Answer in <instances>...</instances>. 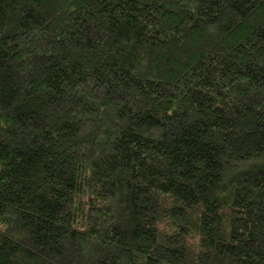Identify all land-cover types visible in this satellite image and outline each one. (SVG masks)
<instances>
[{
	"label": "trees",
	"instance_id": "1",
	"mask_svg": "<svg viewBox=\"0 0 264 264\" xmlns=\"http://www.w3.org/2000/svg\"><path fill=\"white\" fill-rule=\"evenodd\" d=\"M0 264H264V0H0Z\"/></svg>",
	"mask_w": 264,
	"mask_h": 264
}]
</instances>
